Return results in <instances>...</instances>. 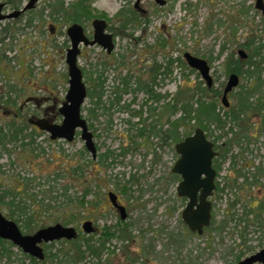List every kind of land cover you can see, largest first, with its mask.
I'll return each mask as SVG.
<instances>
[{
  "label": "rangeland",
  "instance_id": "rangeland-1",
  "mask_svg": "<svg viewBox=\"0 0 264 264\" xmlns=\"http://www.w3.org/2000/svg\"><path fill=\"white\" fill-rule=\"evenodd\" d=\"M28 1L0 0V3L8 2L4 10L10 13L15 10L14 4H19V8H22ZM56 1L39 0L23 18L8 19L0 23L1 31L7 22H11L10 29L15 36L2 49L7 57L0 62V104L3 106L2 99L10 98L16 105L24 108L17 118L15 104L1 107L0 126L4 128L14 118H17L18 124L25 120L28 122L32 105L26 103V99L31 95L49 96L52 98L49 102L51 105L56 96L58 100H55L56 116L53 120L56 123L62 122L63 116L57 110L69 89L66 51L71 41L67 29L73 22H66L62 15L55 19L51 16L52 4ZM63 1L68 5L76 0ZM137 1L93 0V17L79 22L92 38L93 19L101 16L110 20L107 30L115 36L116 42L111 54L98 44L81 46L78 63L83 70L87 89L94 87L100 76L104 79L102 104L96 110L97 116L89 112L94 107L90 97L84 102L83 116L89 126L95 124L98 129L99 137L96 142L100 152L114 151L117 154L123 147L130 150L118 155L116 159L108 158L104 165L100 162L94 164L80 134L72 142L52 140L48 133L34 131L29 123L23 133L26 135L24 139L21 136L15 142L0 144V191L10 188L16 191L15 200L17 203L21 202L16 205L26 206L28 213L35 211L38 225L65 224V213L72 209L79 212V199H82L87 188L91 191L86 197V206L90 211L88 217L84 216L69 224L78 229V237L43 243L45 257L35 258V261L20 247L5 240L10 258L3 257L0 264H238L264 248V213L258 219L250 214L248 221H241L238 225L237 221L229 218L225 224L227 226L218 232L206 231L202 235L192 233L182 219L187 200L178 195L179 182L173 183L170 180V173L180 155L174 146L165 144L159 135L155 137V150L159 159L153 162V146L142 147L141 137L136 136L144 124H152L154 121L159 129H168L169 110L165 103L176 98L179 91V99H186L191 95L187 93L189 87L193 91L199 85H206L205 79L197 70H190L184 57L186 52L209 62L215 80L212 89L221 91L218 100L222 102L223 88L229 78L226 72L227 58H240L239 51L242 49L250 55L255 47L264 43L262 11L255 7V0H167L165 5H159L155 0H142L136 7ZM132 9L138 13L139 20L122 27L126 14ZM122 10L125 15L119 16ZM32 18L33 23L29 25ZM251 41H254L253 45L246 48L244 45ZM263 55L264 50L261 57ZM170 58L175 61L164 82L160 80L156 89L166 98L157 103L151 102L157 108L154 116L151 114L149 117V104L143 105L147 95L142 91L125 93L119 104L104 109L103 106H109L111 92L117 89L122 77L132 74V86L136 87L137 80L148 79L147 66L161 63L169 65ZM247 59H241L245 69L248 68L245 63ZM256 61L264 67L262 58L257 57ZM159 77L164 78V75ZM255 81V78L247 74L240 75L239 85L228 95L230 107L225 108L219 102L217 111L226 123L223 128L216 123H208L213 131L211 140L223 135L218 141L221 145L234 139L235 122L226 116L225 111L234 108L240 91L252 90L258 84ZM97 90L99 93L100 88L97 87ZM263 95L264 83H261L252 101ZM215 96V92H208L206 99L209 101ZM133 99L135 102L132 103ZM130 102V110L121 108ZM140 109H143L141 118L132 115L131 111ZM253 117L250 114L246 116L247 124L252 125ZM170 118L174 119L175 116ZM193 123L194 121L192 126ZM231 127L233 131L230 130ZM31 132L35 134L29 136ZM31 138L35 139L34 143L22 145V142H30ZM150 140L153 141V137ZM251 141L244 156L251 159L255 166L264 169V136L251 138ZM238 153L239 149L233 145L222 166V185L228 180L236 182L237 188L229 187L220 198L214 199L215 227L228 218L226 210L236 200L239 201L235 202V218L241 216L244 205L254 199L253 195H260L257 193L259 187L263 191L260 202H264V179L257 186L248 185L247 189L241 185V170L240 173L237 172L240 167V162L237 165L240 160ZM76 165H82L81 176L73 172ZM31 178V182L25 183V179ZM66 186L68 189L64 194ZM52 187L54 190L51 191ZM111 191L124 200L130 214L124 221L133 226L130 228V239L111 236L102 247L104 228H114L120 218L119 212L111 206L108 197ZM9 200L7 198L6 201ZM94 202L97 204H93ZM0 212L14 220L10 218V209L6 204L2 203ZM15 215L18 216L17 213ZM86 219L94 221L96 231H83L82 224ZM22 223L23 221L18 225L21 226Z\"/></svg>",
  "mask_w": 264,
  "mask_h": 264
},
{
  "label": "trees",
  "instance_id": "trees-1",
  "mask_svg": "<svg viewBox=\"0 0 264 264\" xmlns=\"http://www.w3.org/2000/svg\"><path fill=\"white\" fill-rule=\"evenodd\" d=\"M93 0H76L74 2L69 3L68 5L65 3L63 0H57L55 3L52 4V10H51V16L55 19L58 18L57 16L62 15L64 17V20L66 22H82L83 20L90 19L93 17L91 13V3ZM19 5V4H18ZM14 4V7L16 9L19 8V6ZM125 15L124 10H122L119 14ZM103 16V15H102ZM21 18H23L21 16ZM20 18H18L19 20ZM16 20V21H18ZM33 18L29 22V25L33 23ZM139 20L138 13L135 10L129 11V13L126 14V18L122 23V27H126L127 24L133 23ZM15 22H13L14 24ZM11 22H7L6 25L3 26V28L0 31V62L3 61L7 56L5 55V52H2V49L5 47L6 42L12 41L15 36L14 33L11 32L10 29ZM254 41L249 42L248 44H245L244 46L246 48H250L253 45ZM164 44V43H163ZM262 50H264V43L261 44L260 46L255 47L253 49L252 53L248 55V59L246 60V64L248 66L247 69L244 68V64L241 62V56L239 55L240 58H227L226 60V72L227 74H231L233 72L237 73L238 75H244L247 74L249 77L255 78L256 79V84L255 87L252 90L249 89H244L240 91L238 95V101L236 106L234 108L226 109L225 114L227 117L232 119V121H235L237 118L241 116L242 113H247V112H263L264 111V95L259 97V99L252 101V98L254 94L258 91V88L260 87L261 83H264V67L262 68L260 65H258V61H256L257 57L262 58V61L264 63V55H262ZM175 60L170 58L168 60V64H157V73L155 76H153V79L156 80L161 75L166 76L170 72V66L173 64ZM261 61V60H260ZM259 61V62H260ZM186 65V64H185ZM253 68V69H251ZM192 72L195 71V69L190 68ZM263 75L261 76V74ZM103 77H99L98 83L94 87H89L88 90V97L91 98V102L93 103L94 107L89 109V112L93 114L95 117L97 116L96 110L99 109L100 105L102 104L101 96H102V89L104 85V79ZM160 78V77H159ZM162 82H164L165 77L159 79ZM132 81H133V75L130 74L128 76L122 77L120 83L117 84V89H113L111 92V99L109 106H103L104 109H110L114 104H119L122 101V96L125 93H137L138 91L144 90L147 92L150 96L155 97V90H154V85L155 83H138L139 80H137V86L133 87L132 86ZM155 82V81H154ZM201 83H204L203 81ZM97 87L100 88V92L98 93ZM116 88V87H114ZM190 88V87H189ZM187 89V93H191L189 97L186 99L180 98V91L178 92L176 98H174L172 101H169L165 103V105L168 107L167 109L169 110V118L168 122L170 127L166 130L159 129V135L162 137L163 142L168 143L169 145L173 146V143H177L180 140L184 139L185 136L191 134L196 128L201 127L203 128L206 133L208 138L213 135V131L210 128L208 123H216L218 127L223 128L225 126L226 121L222 119L221 113L217 111V108L219 106V100L218 96L220 95L221 91L220 90H213L208 88L207 85L202 87V85H199L196 90L192 89ZM196 91V92H195ZM208 92H215L216 96L215 98L211 100H207V94ZM9 93V92H8ZM7 93V94H8ZM198 95V97L195 99V96ZM4 95V94H3ZM96 97V100L94 98ZM166 96L159 93L158 94V100L160 101L161 99H165ZM2 103L4 104L3 108H6V104H15V101H11L10 98L2 99ZM222 104V102H220ZM144 104H147V101H145ZM17 106L16 113L17 118L21 116L23 113L24 108L22 106ZM131 102L127 103L126 105L122 106V109H128L130 110ZM9 108V107H7ZM103 109V110H104ZM83 110V109H82ZM152 110V109H151ZM133 116H141L142 115V110H133L131 111ZM175 116L174 119H171V116ZM17 118L12 119L9 121L5 126L6 128L0 126V144H5L6 141L11 142V141H16L18 140L21 136L23 139L25 138L26 135H23L24 130L29 127V120L26 122V120L18 124L17 123ZM194 121V125L192 126V122ZM193 128V131H192ZM230 130H234L233 127L230 128ZM36 131V130H34ZM145 127L140 128L136 136L140 137L142 134L145 132ZM35 132H31L29 136H33ZM223 135L217 136L216 138L213 139V141L218 145V141L222 138ZM234 139H230L228 142L226 141L227 147L224 148V153H223V158L227 159V154L230 152L232 143ZM35 142V139L31 138L30 142H22V145H29ZM130 149L128 147H123L122 151L120 153L115 154L114 151H108L105 155H103V158L101 160V163L104 165L107 162L108 158H113L116 159L118 155L121 154H126L127 151ZM224 159V160H225ZM220 165V163H219ZM73 172L78 175H82L83 173V168L82 165H76L75 168H73ZM82 172V173H81ZM134 177V175H133ZM180 179L179 176H177L176 182H178ZM33 180L31 179H25V183L27 181ZM132 181V179L130 180ZM235 185V184H234ZM233 185V186H234ZM68 189V186H66V190L64 194H66ZM51 191L54 190V187L50 189ZM124 190L126 192V186L124 187ZM90 189L87 188L86 191L84 192L83 196L81 197L82 199H79V209L80 211L77 212L75 209H72L71 212L67 211L65 213L63 222L65 223L64 225H69L72 221H79L82 217L86 216L88 217V212L90 213L88 207L86 206V197L90 193ZM16 197H17V192L14 191L12 188L10 189H5L4 191H0V206L3 204H6L9 209H10V218H13L14 221L18 224L19 222L23 221L21 228L23 233L30 234L42 227H46L45 225H38L35 219V211H32L31 213H28L26 210V206L22 205H16V204H21V202H16ZM7 198H9V201H6ZM185 199V198H183ZM237 203V201H235ZM235 202H232L230 205V209L228 210L226 217L224 221H221L222 223H219L217 227L216 225V217H215V212H213V217H212V223L209 228H207L208 231H216L221 230L224 228V226H227V220L229 221V218L232 220L237 221V225L241 221H248L247 217L255 213L254 209L251 208L249 205H244V211L242 212L241 216H237V219L235 218L236 213H235ZM92 203V201H91ZM97 204V203H93ZM16 210V211H15ZM257 210L260 211L261 213L264 212V203L259 205L257 207ZM15 213L18 214V216L15 215ZM24 216V218H23ZM90 216V214H89ZM255 219H258L260 217L259 212L255 214ZM88 220V219H86ZM85 220V221H86ZM125 219H122L121 217L119 218V223L114 227H106L103 230L102 236H101V243L102 247L105 246L107 240L111 236H116L119 239H125L128 240L131 238L130 236V228L133 226L132 223L124 221ZM245 231V229L243 230ZM243 231L240 233L243 236ZM89 240V239H88ZM6 241L4 239L0 238V260L3 257H8L10 258V253L9 249L6 247ZM30 258L35 261V258L30 256Z\"/></svg>",
  "mask_w": 264,
  "mask_h": 264
},
{
  "label": "water",
  "instance_id": "water-1",
  "mask_svg": "<svg viewBox=\"0 0 264 264\" xmlns=\"http://www.w3.org/2000/svg\"><path fill=\"white\" fill-rule=\"evenodd\" d=\"M39 0H29L27 4L10 13L4 12L5 3H0V23L7 19L17 18L23 12L35 7ZM142 0H138L136 6ZM159 5H165L166 0H156ZM255 7L264 14V0H256ZM93 38L86 35L84 27L80 23H73L67 29L71 45L66 52V63L69 74V89L65 101L59 107V112L63 116L61 123L52 122L47 118L30 120L41 130L50 134V138L64 139L68 142L74 140L77 130L81 132V138L85 142L86 149L96 157L97 146L94 141L92 131L89 129L88 121L82 116V106L87 98V85L84 81L83 70L78 63V56L81 52V45L99 44L111 53L115 48L114 36L106 31L107 21L105 19H95L93 21ZM241 58L247 56L243 49L239 51ZM188 65L200 72L208 86L213 84L212 68L209 62L190 52L184 55ZM240 82L239 75L232 73L229 76L227 86L224 90L223 103L228 105V93L232 91ZM214 142L211 141L203 128L198 127L189 136L179 141L175 145L176 152L180 155L173 166V172L181 176L178 184V195L187 198V204L182 212V219L191 230L198 235L204 233L205 228L212 222V201L211 195L215 189L216 171L213 167V158L217 155L214 149ZM113 205L120 211L122 219L127 218L124 205L118 203V196L114 192L109 193ZM83 231L90 233L94 231L93 221L86 220L82 224ZM79 231L75 226L55 223L42 227L37 231L26 234L23 233L19 225L12 219H8L0 212V238L12 242L20 247L25 253L34 258L43 259L45 257L42 243L78 237ZM264 264V248L239 261L238 264Z\"/></svg>",
  "mask_w": 264,
  "mask_h": 264
},
{
  "label": "flooded vegetation",
  "instance_id": "flooded-vegetation-1",
  "mask_svg": "<svg viewBox=\"0 0 264 264\" xmlns=\"http://www.w3.org/2000/svg\"><path fill=\"white\" fill-rule=\"evenodd\" d=\"M156 1V0H155ZM8 3V2H7ZM7 3H5V4H7ZM166 3H167V0H166ZM255 3H256V0H255ZM5 7H6V5H5ZM5 7H4V9H5ZM137 7V6H136ZM23 8V7H22ZM16 9V8H15ZM18 9H21V8H18ZM32 10V9H31ZM27 11H29V10H27ZM27 11H25V12H23L20 16H18L17 18H19V17H21V16H23ZM4 12H5V10H4ZM6 13V12H5ZM264 15V14H263ZM97 18H99V19H105L106 21H107V27H106V31L108 32V30H107V28H108V26H109V23H108V21H110V20H108V19H106V18H104V17H96V18H94L93 19V21L95 20V19H97ZM12 19H16V18H12ZM8 20V19H7ZM10 20V19H9ZM5 21V20H4ZM93 21H92V25H93ZM2 23V22H1ZM73 23H76V22H73ZM72 23V24H73ZM77 23H79V22H77ZM81 24V23H80ZM82 25V24H81ZM85 29V28H84ZM93 29H94V27H93ZM86 33V32H85ZM110 33V32H109ZM94 34V33H93ZM87 35V34H86ZM88 36V35H87ZM114 36V35H113ZM89 37V36H88ZM93 38V37H92ZM114 43H115V47H116V42H115V36H114ZM83 46H85L84 44H82ZM81 45V46H82ZM96 45V44H95ZM99 45V44H98ZM89 46V45H88ZM80 49H81V47H80ZM105 49V48H104ZM106 50V49H105ZM114 50H115V48H114ZM113 50V51H114ZM112 51V52H113ZM106 52H107V50H106ZM111 52V53H112ZM108 53V52H107ZM111 53H108V54H111ZM248 58V54H247V56L245 57V58H241L242 60H245V59H247ZM186 60V59H185ZM187 62V61H186ZM188 64V63H187ZM189 66V65H188ZM190 67V66H189ZM156 68H157V64H155V65H153V66H147V76H148V79H146V80H144V81H142V80H139V82L138 83H155V85H154V90H155V92H156V94H155V97H153V96H150L147 92H145L144 90H141L142 92H144L146 95H147V98L145 99L146 101H147V104H149L148 105V113H149V117H150V115L151 114H153V116H154V114H155V112H156V110H157V108H156V106H152L151 105V102L153 101V102H155V103H157V102H159V100H158V92L156 91V89H157V87H158V85H159V83H161L160 82V80H159V77L158 78H156V80H154L153 79V76H155V74L157 73V70H156ZM192 68V67H191ZM212 68V67H211ZM199 72V71H198ZM200 73V72H199ZM233 73H235V72H233ZM211 74H212V72H211ZM232 74V73H231ZM230 74V75H231ZM237 74V73H236ZM229 75V76H230ZM165 77V76H164ZM239 78H240V75H239ZM229 79V78H228ZM155 81V82H154ZM227 82H228V80H227ZM227 82H226V84L224 85V88H223V95H224V90H225V88H226V86H227ZM214 83H215V80H214V77H213V84H212V86L210 87V86H208V84H207V82H206V85L208 86V88H210V89H212V87H213V85H214ZM240 83V82H239ZM239 85V84H238ZM237 87V86H236ZM39 90H41V89H39ZM214 90V89H213ZM215 90H218V89H215ZM231 92V91H230ZM229 92V93H230ZM229 93H228V95H229ZM219 97V96H218ZM52 98L51 97H49V96H47V97H39V96H30L29 98H27L26 99V103H28V104H31L32 105V108H31V116L29 117V124H30V127H32V129H34V130H36V131H38V130H41L37 125H34L33 123H31L30 122V120L32 119V120H37V119H40V118H47V119H49V120H51L52 122H54V120H53V118L56 116V114H54L55 112V109H56V106H55V100H58V98L56 97V96H54L53 97V100H54V102H53V105H51V104H49V102H50V100H51ZM222 105L226 108V107H230V102H229V104L228 105H224V103H223V96H222ZM135 99H133V101H132V103L133 102H135L134 101ZM64 102V101H63ZM46 103H47V106H46ZM145 103V101L143 102V105H145L144 104ZM35 104V105H34ZM1 108V107H0ZM152 109V110H151ZM142 110V112H143V109H141ZM58 112H59V110H57ZM254 113V114H253ZM253 113H250V112H247V113H242L241 114V116L239 117V118H237L234 122H235V126H236V131H235V136H234V140H233V143H232V146L234 145V147H237L238 149H239V153H238V155H237V157H239L240 158V160L237 162V165H238V163H239V168L237 169L238 171L237 172H239L240 173V170H241V173H240V177L239 178H241L242 180H243V183L241 184L242 186H244V188L245 189H247V187H248V185H254V186H257L259 183H260V180L262 179H264V169L261 167V166H255L254 164H253V162H252V160L251 159H247L245 156H244V153L246 154L247 152H248V147H249V145L252 143V141H251V138H256V137H258V136H264V111L263 112H260V113H258V112H253ZM59 114H60V112H59ZM249 114L250 115H253L254 117L252 118V125L251 124H247V119H245L246 118V116H249ZM15 117H17V114H15ZM142 116H140V118H141ZM95 118V117H94ZM251 119V118H250ZM140 125H143V123L141 124L140 123ZM89 127H91V131H92V133H93V136H94V140H95V142L97 141V138L99 137V135H98V129H97V127L95 126V124L94 125H91V126H89ZM145 127V132H144V134H142L140 137H141V141H142V143H141V146L142 147H148V146H153V150H154V152H153V162L154 161H158V159H159V155H158V152H156V150H155V148H156V145H157V143L155 142V137H158L159 136V127L156 125V121H154L152 124L151 123H148L147 125H143V127L142 128H144ZM141 128V129H142ZM196 130V129H195ZM194 130V131H195ZM41 131H44V130H41ZM79 131L80 130H77V132H76V135H75V138L77 137V135H79L80 134V137H81V132L79 133ZM193 131V132H194ZM205 131V130H204ZM44 132H46V131H44ZM192 132V133H193ZM46 133H48V132H46ZM191 133V134H192ZM205 133H206V131H205ZM190 134V135H191ZM206 135H207V133H206ZM150 137H153V141H151L150 140ZM74 138V139H75ZM59 140H64V139H59ZM74 141V140H73ZM213 141V140H212ZM214 142V141H213ZM214 144H215V146H214V149L216 150V152H217V155L213 158V167H214V169H215V171H216V176H215V189H214V191H213V194L211 195V197H210V200L212 201V205H213V208H212V217H213V212H215L214 211V208H215V201H214V199L216 198V197H218V198H220L221 196V194H223L224 192H225V190H227L229 187H230V189H236L237 188V186H235L234 184L236 183V182H234V183H231V182H229L228 180L227 181H225V184H223L222 185V183H221V180H220V173H221V170H222V166H223V164H224V162L226 161V159L225 158H223V153H224V148L225 147H227V145H226V143L225 142H223L221 145H220V147L219 146H217L216 145V143L214 142ZM84 145H85V142H84ZM173 146H174V148H175V145H176V143H173L172 144ZM218 145H219V143H218ZM96 146H97V155H96V157H93V155H92V162L94 163V164H96V163H101V160H102V158H103V155H105L107 152H100V148H99V144L96 142ZM85 149H86V147H85ZM87 150V149H86ZM175 151H176V149H175ZM228 155H229V153L227 154V157H228ZM225 159V160H224ZM219 163H220V165H219ZM249 169H252V171H248ZM246 171H248V172H246ZM177 176H179L180 177V179H179V181L178 182H180L181 181V176L179 175V174H177V173H174L173 172V170L171 171V173H170V180L173 182V183H176V180H177ZM234 185V186H233ZM262 191V189H261V187H259L258 189H257V193H260V195L259 196H256V195H253V198L254 199H256L257 198V200H254V199H250V201H248L247 202V204L251 207V208H253L255 211V213H252L251 215L252 216H255V214L256 213H258L259 212V214L261 215V214H263L264 212H260V211H258L257 210V207L259 206V205H261L262 203H264V202H260V200L262 199V194H263V191ZM117 194V193H116ZM117 196H118V203L119 204H121V205H124L125 206V208H126V212H127V217L128 216H130V214H129V212H128V207H127V205L124 203V200L121 198V196L119 195V194H117ZM251 195H249V197H250ZM108 197H109V193H108ZM181 197V196H180ZM182 198H185V197H182ZM186 200H187V198H185ZM109 200H110V202H111V206L113 207V209L118 213L119 212V215H120V211L113 205V203H112V201H111V199H110V197H109ZM237 201V203H238V201L239 200H236ZM256 201V202H255ZM230 209V208H229ZM229 209H227L226 210V214H227V212H228V210ZM120 217H121V215H120ZM224 221V220H223ZM94 222V221H93ZM212 223V222H211ZM211 226V225H210ZM209 226V227H210ZM93 227H94V231H96L97 230V227L95 226V224H93ZM209 227H207V228H209ZM207 228H205V230H204V232H206V231H208L207 230ZM80 233V232H79ZM204 234V233H203ZM43 244V243H42ZM41 244V245H42ZM263 249V248H262ZM262 249H260V250H258L257 252H259V251H261ZM256 252V253H257ZM256 253H254V254H256ZM251 255H253V254H251ZM250 255V256H251ZM239 263V262H238ZM255 264H262V263H255Z\"/></svg>",
  "mask_w": 264,
  "mask_h": 264
},
{
  "label": "bare ground",
  "instance_id": "bare-ground-1",
  "mask_svg": "<svg viewBox=\"0 0 264 264\" xmlns=\"http://www.w3.org/2000/svg\"><path fill=\"white\" fill-rule=\"evenodd\" d=\"M189 135H190V134H189ZM189 135H187V136H189ZM187 136H185V137H187ZM185 137H184V138H185Z\"/></svg>",
  "mask_w": 264,
  "mask_h": 264
}]
</instances>
